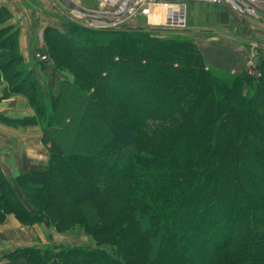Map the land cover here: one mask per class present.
<instances>
[{
    "label": "trees",
    "instance_id": "trees-1",
    "mask_svg": "<svg viewBox=\"0 0 264 264\" xmlns=\"http://www.w3.org/2000/svg\"><path fill=\"white\" fill-rule=\"evenodd\" d=\"M10 17L0 5V70L6 92L26 96L35 113L2 119L40 125L49 160L11 179L0 169V218L12 213L50 226L46 206L55 204L46 195L55 190L62 193L56 224L79 213L96 247L21 246L0 264H264V69L219 83L191 40L158 39L141 28L47 25L39 51L53 69H69V86L97 111L83 123L95 141L66 153L53 134L56 108L66 111L58 103L64 92L46 93ZM147 59L152 69L144 68ZM247 85L253 93H244ZM60 165L77 184L72 194L52 182Z\"/></svg>",
    "mask_w": 264,
    "mask_h": 264
},
{
    "label": "rangeland",
    "instance_id": "rangeland-1",
    "mask_svg": "<svg viewBox=\"0 0 264 264\" xmlns=\"http://www.w3.org/2000/svg\"><path fill=\"white\" fill-rule=\"evenodd\" d=\"M72 1L86 9L101 11L106 13V15L83 14L76 10L69 9L62 4L60 0H51L53 4L51 10L52 20L50 19L48 21L54 23L52 26H56L62 30H65L67 26L72 23L94 29L114 28L116 30L130 31L132 29L141 28L143 31L148 32L151 36L158 39L169 40L175 37H180L191 40L198 48L202 59L208 64L211 72L218 79L219 83H229L234 77L240 74L259 77L264 69V16L259 14L253 15L241 8L233 9L228 5L217 4L210 0H188L186 25L182 28L172 29L164 27L161 20L163 19L162 11L164 4L174 0H157L155 6L154 3L150 5V11L148 13H144V8L147 7L145 3H143V5H136V3L134 4L131 2L130 9H127L122 15L117 16L107 15V13L115 11V9L120 6L122 8L125 4V0H120V2L114 6L104 5L101 0ZM259 17H262L263 20L260 21ZM10 24L17 27L19 41V25L16 22ZM43 25L44 24L40 19L39 21L36 20L31 23L33 34L42 42L41 47L45 46L47 43L44 36L45 27H43ZM257 28H260L262 31ZM48 43H50V41ZM40 48L32 49L31 55L33 58L28 65L36 68L37 74L44 84L47 94L50 92L58 93L61 89L64 92L58 100V103L59 105H62V107L65 106L66 111L63 110L64 108H58V110L56 108L57 127L53 130V134L56 139L62 143L63 149L66 153L79 151L81 148L90 146V144L95 141L93 138V127L91 128V126L87 124V126H85L83 123L89 122L93 119L91 113L94 110L97 112L96 106L82 89H78L71 85L69 86L68 81H72L74 78L69 69L63 68L58 71L53 69L52 61L45 53L46 58L44 59L36 57V52ZM102 49H106V51L108 50L107 46H103ZM76 50L78 51L79 48H76ZM118 54H120V52ZM126 56L132 58L130 54ZM115 59H117V57H115ZM250 59L253 60L252 63H249ZM146 62L148 67L145 66L144 68L152 69L150 66L151 63L148 62V59ZM142 63H144V61H142ZM177 64L180 63H173L175 66ZM16 66H18V64H12L14 69ZM104 67H106L105 60L101 64L100 70H104ZM253 69L255 72L251 73V70ZM0 73L6 83L2 95L0 96V100L11 98L17 99L20 95L24 96L19 93H7L6 88L8 81L1 70ZM99 84L103 85V82L100 81ZM89 90L93 91V88H90ZM106 90L108 91L107 87L104 91ZM100 91L101 94L104 93L102 89H100ZM244 93H253V90L247 85L244 87ZM24 97L26 98V96ZM28 104L32 108L34 115L35 109L32 103L28 101ZM124 107L126 108L125 105ZM112 113H114V111ZM2 116L3 115L0 114V124H6L14 128L31 125L39 126L42 135V128L36 123L30 124L25 122L7 121L2 119ZM100 120L103 121L102 119ZM150 129L151 128H149V130ZM135 135H137V132H135ZM42 143L48 150V144L43 141ZM48 160L49 151L46 164L38 167L47 165ZM4 168L5 170L0 167L3 174L9 179L18 175L12 174L7 167ZM6 169H8V172ZM56 171L57 176L52 178V182L54 183L55 180L59 179L65 185V191L67 190L70 194L74 193V191L78 189L77 184L74 180H66V166L60 165ZM24 185L26 186V189L24 188L25 192L33 195V190L29 187L28 182L24 183ZM54 191L50 189L46 196L51 200V203L56 206V203H59L57 196H62V193L55 194ZM20 196L26 204L29 203L24 195ZM55 206L51 209L48 205L46 206L51 212L53 220L50 226H47L44 223H34L32 225L24 224L12 213L6 215L4 218H0V262L4 261L7 256L11 257V253H15L17 248L21 246H54L55 248L59 246L96 247L95 240L84 231L83 222L81 221L82 219L80 218V215H78L79 213L77 214L75 212L62 226H58L59 224H56L54 217L59 214L58 217L61 220L62 216L59 212L60 210L58 211V208H54ZM54 209L56 210L55 212ZM88 210L90 212V209ZM12 221L15 222L16 226L12 224ZM123 223L125 222L122 220L119 224V230ZM135 238L136 240L141 241L143 235L138 237L137 234ZM6 247H12V249L4 252ZM103 247H105L106 250L115 249L112 245H103ZM10 251L12 252L7 254ZM22 261L26 264L25 259H22Z\"/></svg>",
    "mask_w": 264,
    "mask_h": 264
},
{
    "label": "crops",
    "instance_id": "crops-1",
    "mask_svg": "<svg viewBox=\"0 0 264 264\" xmlns=\"http://www.w3.org/2000/svg\"><path fill=\"white\" fill-rule=\"evenodd\" d=\"M0 5L6 6L12 14L7 24L16 22L19 25L20 51L24 60L30 63L33 58L32 49H38L42 44L38 37L33 34L31 23L40 19L44 24L43 27L54 24L48 21L52 18L53 4L51 0H0ZM257 29L262 31L260 28ZM5 85L6 83L0 73V96ZM0 114L10 118H22L23 116H32L33 110L27 99L20 95L17 99H1ZM47 159L48 150L41 141L39 126L14 128L0 124V167L2 169L5 170L4 167H7L12 174H19L30 168L46 164ZM8 169H6L7 172ZM12 224L15 225V222L12 221ZM10 249L12 247H6L4 252Z\"/></svg>",
    "mask_w": 264,
    "mask_h": 264
},
{
    "label": "built area",
    "instance_id": "built-area-1",
    "mask_svg": "<svg viewBox=\"0 0 264 264\" xmlns=\"http://www.w3.org/2000/svg\"><path fill=\"white\" fill-rule=\"evenodd\" d=\"M104 5H116L120 0H101ZM217 4L228 5L233 9L241 8L244 11H247L253 15L264 16V0H210ZM131 2L136 5H143L145 3L147 7L144 8V13L150 11V5L154 3V6L157 4V0H125L124 6L121 8H116L115 11H110L107 15L117 16L122 15L127 9H130ZM262 4V5H261ZM188 9V0H174L167 2L163 7V19L161 23L166 28H182L186 25V15ZM259 20L262 21V17H259ZM253 55V54H252ZM36 57L40 59L46 58V55L41 51L36 52ZM253 60L250 59L249 63H252ZM255 72L254 69L251 70V73Z\"/></svg>",
    "mask_w": 264,
    "mask_h": 264
},
{
    "label": "water",
    "instance_id": "water-1",
    "mask_svg": "<svg viewBox=\"0 0 264 264\" xmlns=\"http://www.w3.org/2000/svg\"><path fill=\"white\" fill-rule=\"evenodd\" d=\"M62 2V4H64L66 7H68L71 10H76L78 12H81L83 14H88V15H106V13H103L101 11H94V10H89L86 9L80 5H78L77 3L73 2L72 0H60Z\"/></svg>",
    "mask_w": 264,
    "mask_h": 264
}]
</instances>
